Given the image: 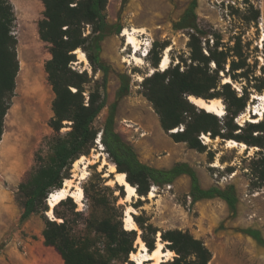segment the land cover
<instances>
[{
  "label": "trees",
  "instance_id": "obj_1",
  "mask_svg": "<svg viewBox=\"0 0 264 264\" xmlns=\"http://www.w3.org/2000/svg\"><path fill=\"white\" fill-rule=\"evenodd\" d=\"M45 5L44 17L38 22V31L42 40L50 44L51 58L46 61L45 69L48 80L55 93L53 100L54 116L50 125L57 133L52 140L51 154L45 164L35 167L26 181L20 184L22 211L20 222L26 221L34 213H43L45 228L44 242L54 247L62 256L65 264H136L130 258L137 249L136 229L128 230L124 225L125 204L110 207L100 198H93L96 205L104 208L101 217H85V228L78 230L69 225L66 214L59 211V206L68 204L74 206L72 196L62 200L54 209L57 219L49 218L50 210L48 194L63 185L72 164L82 155H89L98 140V131L94 122L107 105L108 74L111 66L102 56L103 40L119 33L121 26L107 21L106 7L108 0H42ZM128 0H122V6ZM197 0H191L178 21L176 29H188L190 47V62L182 60L175 65H169L164 70L155 69L144 77L141 82L143 95L152 102L160 117L163 129L170 134L175 142H185L190 148L199 152H207L208 161L213 162L215 151L200 139V135L209 134L210 138H221L223 141L235 139L247 144L248 148L258 147L259 150L251 160V174L264 182V120L258 122L246 121L239 125L234 122L245 112L250 99L248 86L243 87L241 95L232 87V82H223V75L236 81L244 79L252 84L258 93L264 91V76L257 75V64L248 62L244 46L240 38L228 48L221 45L220 39H214L213 46L203 47V37L207 32L198 22ZM16 14L11 0H0V140L4 132V119L10 108L16 87V76L20 69L18 58L17 36L13 32ZM91 26L89 34H85V25ZM82 48L91 64L94 74L101 71L102 79L89 76L87 70H79L73 66L78 60L76 50ZM153 47L149 49V53ZM155 68H158L161 58L150 56ZM183 62V64H182ZM264 73V67H261ZM223 75H222V74ZM120 86L117 99L130 92L131 76L118 73ZM95 82V87L89 90L87 86ZM74 88V89H73ZM102 89V91H101ZM194 95L204 99L223 98L226 106L224 120L218 115L208 112L189 100ZM112 112L105 122L101 142L109 153L117 170L125 172L127 180L136 187L139 194L136 208L143 205L142 197H148L151 185L173 183L180 175L187 174L191 178L189 196L195 204L205 198L220 197L227 202L232 212L237 211L238 195L232 184L225 187L211 186L204 188L194 167L188 162L178 161L170 168H157L139 160L135 149L125 142L114 127L115 116ZM66 121L71 122V129L61 134ZM184 125L183 130H172ZM220 160L224 163L223 156ZM226 170L233 172V166ZM106 169L97 172L99 179L106 182L103 176ZM109 177H112L110 174ZM110 189V186H107ZM119 196H127L123 185H118ZM89 194L88 187L84 188ZM83 215L82 212H76ZM133 218L142 229V240L153 251L157 245V234L161 232L164 249L177 253L172 260L161 264H209L213 253L205 241L197 238L190 231L181 229L161 230L150 218L133 213ZM264 246V237L259 229L242 230Z\"/></svg>",
  "mask_w": 264,
  "mask_h": 264
},
{
  "label": "rangeland",
  "instance_id": "obj_2",
  "mask_svg": "<svg viewBox=\"0 0 264 264\" xmlns=\"http://www.w3.org/2000/svg\"><path fill=\"white\" fill-rule=\"evenodd\" d=\"M136 1L128 0L122 6V0H108L105 11L107 21L111 24L120 25L121 30L119 33L107 36L102 42L101 56L111 66V70L108 74L107 105L96 118L94 128L98 131L99 137V132H102V128L112 112V105L115 103L113 113L116 132L135 149L140 161L160 168L170 164L165 165L164 162L169 150L151 149L150 144L146 146L147 144L143 142L144 136L142 134L150 132L152 128L148 118L144 114L140 116L135 111L136 104L147 103L150 106L152 116L158 122L160 131L166 137L170 139L172 137L163 129L160 117L152 102L143 95L142 81H139L137 77L142 75L144 78L150 74L151 69H159L160 64L158 68H155L150 56L158 54L162 59V55L168 46L171 47L169 51L170 65H175L182 60L190 62L189 30L176 29L174 23L180 19L191 0H154L162 4L160 17L152 23L144 24L134 21L132 18L133 9L131 5ZM197 1L198 22L207 32L206 37H203L205 50L207 51L209 44L213 46L214 39H220L221 45L228 48L235 43L236 38H240L244 52L248 56V62L256 63L258 66L257 75L264 76L261 71V67H264V0ZM11 2L16 14L13 32L18 39L17 52L20 69L16 76L14 96L4 119L2 139L4 135L11 134L9 136L10 141L18 138L20 143H26V147L23 150V160L18 170L0 171V206L7 209L6 212L0 213V230L6 228L5 233L0 235V249L13 244L16 250L19 248L23 251L27 246L23 245L21 239L38 240L43 237L45 221L43 213L40 212L34 213L26 221L20 222L21 201L23 200L20 184L27 180L35 167L47 163L51 154L52 140L57 133L50 125L51 118L54 116L53 100L55 93L45 69L46 61L51 58L50 44L41 39L38 31V22L44 17L45 5L42 0H11ZM125 26L145 28V32L139 33V37L144 43L146 42L145 44L150 43V48L153 47V51L145 56L143 63L136 64L134 61L128 63L123 60L132 52L131 46H127V50L122 51L126 39L121 36V33ZM84 31L85 34H89L91 26L86 24ZM113 39L115 40L113 44L114 54L111 56L106 52L105 43ZM77 58L78 60L73 63L75 68L81 71L87 70L89 76L94 77V79H102L103 73L101 71L94 74L90 62L81 61L78 53ZM118 73H127L131 76L130 92L120 99H117V90L120 86ZM255 82V79L251 80V84L242 78L236 81L232 80V87L239 95L245 92L243 88L245 86H248L247 90L250 93L245 112L234 119V122L239 125L250 121L248 118L251 116L256 117L255 112L259 111V108H264V101L253 97V94H258V91L251 88ZM94 87V81L87 86V92H85L87 97L89 90ZM25 96H28L25 102L34 101L39 105L40 101L43 105L42 121L35 126V119H24L21 113V103H23L22 99ZM124 98L130 99V106L122 110L120 105ZM220 99L224 103L225 113L222 116L218 115V117L224 120L226 106L223 98ZM262 120H264V115L260 121ZM70 124L69 121L64 123V127L61 129L62 135L71 129ZM29 131H32L31 135L29 134L30 138L32 137L30 141L25 139ZM206 135L209 136V134ZM204 143L208 145V149L216 153L213 162L208 161L207 152L202 153L190 148L185 142L179 144L182 149L178 161L188 162L195 168L200 184L204 188L215 185L220 187L234 185L239 200L236 212H232L227 202L220 197L205 198L193 204L189 196L191 179L187 174L179 176L175 183H171L173 184L171 188L165 184L153 183L150 190H155V196L142 197L143 205L136 208L134 203L138 202L139 196L128 200L126 197H120L117 184H121L115 182V172H109L108 165L100 167L104 157L109 162H113V160L105 146L98 140H96V145L91 149L90 154L85 156L94 160L95 155L102 152V157L88 165V175L80 183L83 189L88 187L89 194L84 189L82 201H77L73 197L76 204L74 210L73 205L69 202L60 205L59 211L67 215L69 225L72 228L76 230L85 228V217L104 215V208L96 205L93 199L100 197L110 207L120 204H125L126 209L131 207V214L135 213L150 218V221L161 230L181 229L190 231L197 238L203 239L211 249L213 257L209 264H264V246L242 231L247 228L259 229L264 237V182L254 178L250 168L251 160L259 148H248L247 146V148L241 149V146H227V140L223 141L221 138H211L210 142ZM222 156L225 159L224 163L220 160ZM214 163H217L218 166ZM227 166H233L235 170L229 172L226 170ZM104 169H106V173L103 176L108 178L106 182L99 179L97 175V172H102ZM81 171V166L79 169H75L73 163L67 172L70 176L65 178L63 184L66 179H74V183H77L78 178L74 175L81 173ZM110 174L112 177H109ZM107 186H110V189ZM48 206L51 210V206L49 204ZM76 212H82L83 215H78ZM46 214L49 218L57 219L58 222L62 221L61 218L55 217L54 212L53 216ZM12 217L14 219L10 221ZM124 225L126 226L125 219ZM136 230L138 232L137 249L130 255L132 260H134L132 258L134 253H138L140 249L138 239L141 238L142 229L138 225ZM160 234L161 232L157 234V243L161 241L165 245ZM173 252V255L166 261L177 256V253ZM144 264H149V262L145 261Z\"/></svg>",
  "mask_w": 264,
  "mask_h": 264
},
{
  "label": "bare ground",
  "instance_id": "obj_3",
  "mask_svg": "<svg viewBox=\"0 0 264 264\" xmlns=\"http://www.w3.org/2000/svg\"><path fill=\"white\" fill-rule=\"evenodd\" d=\"M131 7L133 9V13H132L133 20L137 21V22H141V23L143 22V24H144V23H152L160 17V14H161L160 9L162 8V4H160V2L158 3L157 1H154V0H145V1H138L137 0L136 2L132 3ZM143 32H145L144 27H138V26H132V27L125 26L124 27V29L121 33V36L125 37L126 43H125L122 51H126L127 46H131V48H132L131 54L128 55V57L125 56L123 58L124 61H127L128 63H130L131 61H134L136 64L144 62L146 54L142 53L141 51H142L144 45H146L144 49H149L150 43L145 44L146 42L144 43L142 41L141 37H139L140 36L139 33H143ZM113 44H114V40H110V41H107L105 43L106 52L111 56L114 54ZM170 50H171V47L168 46L166 48L164 54L162 55V59L160 61V68H159V70H161V71L166 69L170 65V61H171V58L169 55ZM115 51H116V49H115ZM76 53H78L81 61H85L86 63H89V59L83 50L78 48L76 50ZM154 70L155 69H151L150 74L153 73ZM137 78L139 81H142L144 79L142 75H139ZM224 82H232V80L226 76L224 78ZM27 97L28 96H25L24 99H22L23 103H21V106H22L21 107V113L24 116V119H31V118L35 119L36 120V122H34V126H35L36 124L41 123L44 108H43L42 103H40V101H39V105L37 102H34V101L28 100L27 102H25ZM253 97L264 101V93L253 94ZM190 100H191V102H193L197 106L204 108L208 112L214 113L216 115H221V114L225 113L224 103L222 102V100L220 98H213V99L207 100V99H204L203 97H196V96L192 95V96H190ZM145 104H146L145 102L137 103L135 106V110L140 112L141 109L143 110V107ZM147 106H148V104H147ZM255 114H257L256 117L251 116L250 118H248V120H250L252 122L260 121L262 119V116L264 115V108H259V111H256ZM176 130H177V128L173 129L172 131L175 132ZM31 132L32 131H29L28 135L26 134L25 139H28L29 141L32 139V137L30 138V136H29V134ZM146 136H148V134ZM154 136H155V134H154ZM203 138H204L205 142L211 141V138L206 134H204ZM98 142L102 143L100 141V139H98ZM227 146H231V147L241 146L240 147L241 149L247 148L246 143L239 142L235 139H228L227 140ZM255 148H257V147H255ZM102 154H103L102 152H99L98 154H96L94 157V160L88 159L85 155H83L80 158H78L77 160H75V162H74L75 169H79L80 166L82 169L81 173H79V174L76 173L74 175L75 177L78 178V181H77V183H74V179H66V181L62 185V187L53 189L48 194L47 201H48V204L51 206V210H49L47 213L50 216H53L54 207L57 204H59L62 200L66 199L68 196L75 197L77 201H82V198L84 195V189L80 185L81 180L85 179L88 175V169H87L88 165L96 162L97 161L96 159H98L99 157L101 158ZM107 165L109 166L108 167L109 172H115V182H118L125 187L126 192H127V196H126L127 200L131 199L133 197L139 196V194L136 190V187L133 186L127 180L126 173L118 171L116 168V165L112 162H109L108 159L106 157H104L102 159V165L100 167L107 166ZM214 165H217V163H214ZM148 196L149 197L155 196V190H150ZM131 212H132L131 207H128L126 209V213H125V221H126L125 227L128 230L138 229V225H137L135 219L133 218V215L131 214ZM138 242L140 243L139 252L134 253V255L132 257L134 259V261L136 262V264H144L145 261L149 262V264H161L163 261H166L167 259H169V257H171L174 253L170 249H164V244L161 241H158L157 246L153 251L148 250V247L146 246V244L144 243V241L141 238L138 239Z\"/></svg>",
  "mask_w": 264,
  "mask_h": 264
},
{
  "label": "crops",
  "instance_id": "obj_4",
  "mask_svg": "<svg viewBox=\"0 0 264 264\" xmlns=\"http://www.w3.org/2000/svg\"><path fill=\"white\" fill-rule=\"evenodd\" d=\"M129 103H130V99L124 98L120 105L121 109L122 110L127 109L130 106ZM138 114L139 115L141 114L140 116L144 114V116L148 118L149 124L152 128L150 132L142 134L144 136L143 142L147 144L146 146L150 144L151 149L169 150V152L167 153L169 157H167L168 155H166L165 156L166 159L164 160V162L165 165L169 163L170 164L160 168H170L176 162H178V157L181 154V149H182L179 144L182 142H175L173 139L166 137V135H164L160 131L159 125H157L158 122L152 116L150 111V106L149 105L147 106V103L144 105L143 110L141 109L140 112H138ZM147 134L148 136H146ZM176 181L177 179L173 183H175ZM190 186H191V181H190ZM13 219L14 217H12L10 221H12ZM5 230L6 228H2L0 230V235H3L5 233ZM21 241L23 242V245L27 246L23 251L19 248L16 250L15 249L16 247H14L13 244H11L10 246L6 245L4 249H0V264H65L62 256L58 253V251L54 247L45 244L44 237H41L38 240L30 239V238L26 240L21 239Z\"/></svg>",
  "mask_w": 264,
  "mask_h": 264
},
{
  "label": "clouds",
  "instance_id": "obj_5",
  "mask_svg": "<svg viewBox=\"0 0 264 264\" xmlns=\"http://www.w3.org/2000/svg\"><path fill=\"white\" fill-rule=\"evenodd\" d=\"M10 135L7 134L0 140V171L18 170L23 160V150L26 143H20L18 138L10 141ZM6 211L4 206H0V213Z\"/></svg>",
  "mask_w": 264,
  "mask_h": 264
},
{
  "label": "built area",
  "instance_id": "obj_6",
  "mask_svg": "<svg viewBox=\"0 0 264 264\" xmlns=\"http://www.w3.org/2000/svg\"><path fill=\"white\" fill-rule=\"evenodd\" d=\"M183 129H184V125L182 124L181 126L177 127V130H176V131H178V130H183ZM101 133H102V132H99V137H98V139H100V140H101ZM203 136H204V134L200 135V139H201L203 142H205ZM165 185H166L168 188H171V187L173 186V184H171V183H168V184H165Z\"/></svg>",
  "mask_w": 264,
  "mask_h": 264
},
{
  "label": "water",
  "instance_id": "obj_7",
  "mask_svg": "<svg viewBox=\"0 0 264 264\" xmlns=\"http://www.w3.org/2000/svg\"><path fill=\"white\" fill-rule=\"evenodd\" d=\"M190 96H192V95H190ZM190 96H189V100H190ZM197 97V96H196ZM207 100H209V99H207ZM191 101V100H190ZM112 163H114V162H112ZM115 164V163H114Z\"/></svg>",
  "mask_w": 264,
  "mask_h": 264
}]
</instances>
